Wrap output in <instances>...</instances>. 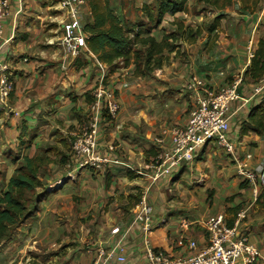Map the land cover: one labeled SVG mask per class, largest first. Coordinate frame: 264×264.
<instances>
[{
	"label": "crops",
	"instance_id": "obj_1",
	"mask_svg": "<svg viewBox=\"0 0 264 264\" xmlns=\"http://www.w3.org/2000/svg\"><path fill=\"white\" fill-rule=\"evenodd\" d=\"M108 1L117 17L136 21L143 6L156 0ZM241 1L217 11L189 0L185 12L165 15L152 32L157 41L176 31L177 21L184 24L186 34L180 48L167 54L164 66L145 77H136L132 65L111 73L89 49L63 71L58 43L63 15L58 1H10L0 63L10 68L15 87L0 112V193L19 158L35 157L45 147L61 145V140L81 133L91 119L92 93L103 81L116 90L121 108L116 119L101 123L100 148L106 152L114 145L124 164L104 171L78 168L74 162L50 164L40 176L46 185L37 190L38 210L0 246V264H90L98 247L108 248L120 240L125 264H143L147 243L188 257L193 254L188 243L196 242L199 250L209 245L204 228L208 219L224 215L233 226L244 208L248 209L244 229L259 250L257 264H264V193L255 201L251 187L237 175L238 159L253 170L264 167V131L251 119L264 109V93L256 92L260 83L245 78L252 62L249 41L255 53L264 41L263 0L249 9ZM81 21L84 27L93 22L89 0ZM192 74L215 89L240 80L239 92L247 102L232 105L230 120L237 159L211 141L194 162L183 163L169 179L153 182L146 165L163 150L156 139L163 128L188 122L192 100L185 86ZM165 142L164 149L171 144L170 137ZM178 179L189 182L188 192L178 190ZM177 194L185 198L182 208L172 207ZM143 197L154 207L157 228L149 235L131 226L133 207ZM115 228L121 234H114ZM125 231L129 234L123 238Z\"/></svg>",
	"mask_w": 264,
	"mask_h": 264
},
{
	"label": "built area",
	"instance_id": "obj_2",
	"mask_svg": "<svg viewBox=\"0 0 264 264\" xmlns=\"http://www.w3.org/2000/svg\"><path fill=\"white\" fill-rule=\"evenodd\" d=\"M11 0H0V47L3 39V21L9 13ZM59 11L62 12V36L59 47L63 54L61 69L66 71L73 62L82 55L87 47V34L81 21V14L87 5V0H57ZM264 14V0L261 6ZM254 43L249 41L248 55L251 60L255 57ZM10 68L0 63V112L4 111L14 91L15 83ZM240 80H236L220 89L212 88L203 78L192 74L185 86V93L192 100V110L184 127L168 126L162 129L156 139L163 146L154 159L146 165L150 179L157 182L169 179L176 174L183 163L194 162L199 152L211 141L225 150L233 159L236 158L235 144L230 139L232 105L246 100L241 97ZM257 94L264 93V78L256 89ZM92 96L91 119L89 124L76 135L72 141L73 161L76 167L93 171H104L111 165H123L121 157L116 154L114 145L106 152L100 148V128L104 119L117 118L121 105L113 86L103 81L98 85ZM166 137L171 144L164 149ZM247 155L246 158H250ZM237 175L251 187L255 201L264 193V167L253 170L248 163L237 160ZM131 226L142 234L149 235L157 227L154 225V208L145 197L132 210ZM248 209L244 208L236 215L233 226H229L224 215L208 219L204 228L209 236V245L202 250L196 242L188 243L193 252L188 257H176L168 252L155 249L147 243L146 260L143 264H257L260 258L259 250L250 242L249 235L244 229V221ZM165 224L166 221L162 220ZM189 226V223H184ZM121 234L119 228L112 231ZM129 231L123 233L126 238ZM126 256L122 240L111 247H98L90 264H125Z\"/></svg>",
	"mask_w": 264,
	"mask_h": 264
},
{
	"label": "trees",
	"instance_id": "obj_3",
	"mask_svg": "<svg viewBox=\"0 0 264 264\" xmlns=\"http://www.w3.org/2000/svg\"><path fill=\"white\" fill-rule=\"evenodd\" d=\"M189 0H156L151 5H144L142 15L137 21L117 17L108 0H89L93 22L84 29L87 34V47L97 60L110 68L111 73L134 66L136 77H145L161 69L169 59L168 53L180 48V41L185 36V27L175 22L177 30L164 35L162 41L152 36L153 30L163 22L165 15L174 16L185 12ZM215 10H225L234 4V0H198ZM261 0L249 5L242 0L245 9L256 7ZM193 31H189L192 37ZM197 34V33H196ZM252 83H260L264 78V41L245 74ZM94 99V98H93ZM251 119L257 128L264 131V109ZM73 138L61 140V145L45 147L35 157L19 158V166L10 178L4 191L0 193V246L9 241L16 229L28 221L38 210L41 196L37 194L46 182L40 178L47 173L50 164L72 165Z\"/></svg>",
	"mask_w": 264,
	"mask_h": 264
},
{
	"label": "rangeland",
	"instance_id": "obj_4",
	"mask_svg": "<svg viewBox=\"0 0 264 264\" xmlns=\"http://www.w3.org/2000/svg\"><path fill=\"white\" fill-rule=\"evenodd\" d=\"M255 0H248V4L249 5H253ZM138 19V18H137ZM137 21V20H136ZM89 118H91V116H89ZM90 122V121H89ZM88 125V124H87ZM172 126H175V125H172ZM48 172V171H47ZM3 178V176H2ZM178 190L180 192H188V188H189V182H187V180H182V179H178ZM182 195V194H181ZM180 194H177V197L176 198H173L171 202H173V206L172 207H184L185 206V198H183ZM137 205V203L134 205V207ZM133 207V208H134ZM154 208V207H153Z\"/></svg>",
	"mask_w": 264,
	"mask_h": 264
}]
</instances>
